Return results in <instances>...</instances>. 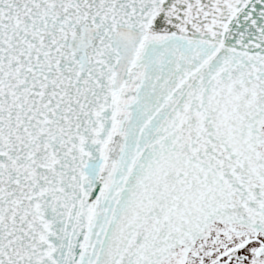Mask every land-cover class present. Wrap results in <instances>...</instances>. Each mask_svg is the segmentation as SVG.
<instances>
[{
    "label": "snow or ice",
    "instance_id": "1",
    "mask_svg": "<svg viewBox=\"0 0 264 264\" xmlns=\"http://www.w3.org/2000/svg\"><path fill=\"white\" fill-rule=\"evenodd\" d=\"M0 264H264V0H0Z\"/></svg>",
    "mask_w": 264,
    "mask_h": 264
}]
</instances>
